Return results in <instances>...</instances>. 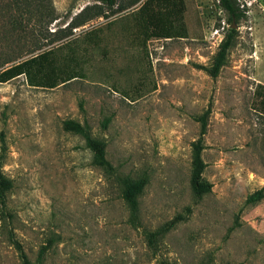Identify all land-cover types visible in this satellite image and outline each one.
<instances>
[{"label":"rangeland","instance_id":"374dc122","mask_svg":"<svg viewBox=\"0 0 264 264\" xmlns=\"http://www.w3.org/2000/svg\"><path fill=\"white\" fill-rule=\"evenodd\" d=\"M39 1L55 12L49 32L62 31L32 52L45 12L36 16L35 0H0V71L51 50L77 76L52 89L23 76L0 83V264H264V114L254 96L264 86V0H237L245 16L234 24L216 0H183L168 39L141 26L143 0L72 30L99 3ZM233 25L214 79L205 69ZM208 109L211 187L197 199L194 145ZM127 181L140 187L135 209ZM158 232L154 252L147 241Z\"/></svg>","mask_w":264,"mask_h":264},{"label":"trees","instance_id":"16d2710c","mask_svg":"<svg viewBox=\"0 0 264 264\" xmlns=\"http://www.w3.org/2000/svg\"><path fill=\"white\" fill-rule=\"evenodd\" d=\"M36 1V16H41L45 12V26L42 24L37 25L34 30L36 36V41L32 52L41 50L44 46L48 44L47 35L56 36L58 31L49 32L48 26L51 25L55 20V12L52 8L50 2L47 4H42L39 0ZM99 3L90 7H85L82 9L70 22L67 28L72 30L86 25L88 22L103 16L102 8L108 10L116 6L121 0H93ZM142 0H130L129 5L133 6ZM220 8L225 11L228 19L234 24L241 20L245 14L240 3L237 0H216ZM42 9V10H41ZM140 17L141 26L149 34V37H161V38H172L176 36L177 30L180 29L182 14H183V0H143L140 8L137 11ZM237 36V31L232 28L228 29L224 38L222 39L218 51L213 59L211 66L205 71L207 74L216 78L220 72V69L225 65L229 50L234 44V40ZM40 37V38H39ZM39 38V39H38ZM41 40H44L42 42ZM51 50L42 51L37 54H33L29 58L17 62L11 66H8L0 71V83L8 82L12 79L18 78L20 76L25 77L27 84L34 88H47L52 89L60 84L69 82L70 80L76 78L75 73L62 72L57 66L50 60ZM254 96L260 99L259 106L260 110L264 114V86L257 85L254 92ZM210 114L209 109L204 112V114L199 117L198 121L200 123V136L197 143L194 145V173L191 180L192 191L197 199H200L205 193L210 190V185L202 181V173L205 169V164L201 158V153L204 149L203 147V137L207 131V120ZM64 129L66 131L80 132L82 131L81 125L73 121L64 122ZM88 142L95 147V142L88 138ZM101 151L99 153V158L104 159L102 147L96 145ZM92 147V146H91ZM93 148V147H92ZM140 192V187L133 181L126 182V189L124 193V200L128 206L135 209L137 206L136 198L137 194ZM255 200L253 196L250 201ZM160 234H151L148 238L147 245L152 251L156 252L155 239Z\"/></svg>","mask_w":264,"mask_h":264},{"label":"water","instance_id":"95a60500","mask_svg":"<svg viewBox=\"0 0 264 264\" xmlns=\"http://www.w3.org/2000/svg\"><path fill=\"white\" fill-rule=\"evenodd\" d=\"M232 28H235V25H233Z\"/></svg>","mask_w":264,"mask_h":264}]
</instances>
